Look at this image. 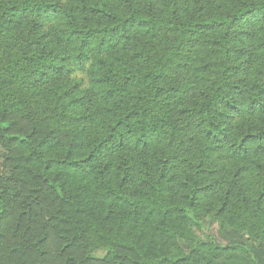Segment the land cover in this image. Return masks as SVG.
Here are the masks:
<instances>
[{"label":"trees","instance_id":"trees-1","mask_svg":"<svg viewBox=\"0 0 264 264\" xmlns=\"http://www.w3.org/2000/svg\"><path fill=\"white\" fill-rule=\"evenodd\" d=\"M0 160V264L264 246V0H0Z\"/></svg>","mask_w":264,"mask_h":264},{"label":"rangeland","instance_id":"rangeland-1","mask_svg":"<svg viewBox=\"0 0 264 264\" xmlns=\"http://www.w3.org/2000/svg\"><path fill=\"white\" fill-rule=\"evenodd\" d=\"M1 163L2 161L0 160V166ZM192 229V236L195 242L183 243L185 252H189L198 243L223 248H232L239 245L246 250V253L227 252L221 257V264H264V246L258 242L250 241L248 237L230 227H223L207 219L201 222L200 228L194 226ZM55 246L52 238L48 246L50 251L49 261L52 264H58L57 253L51 254ZM105 255L104 251H95L92 257L97 261H102ZM179 256H182V254H179Z\"/></svg>","mask_w":264,"mask_h":264}]
</instances>
